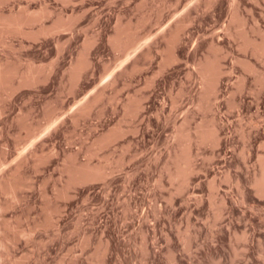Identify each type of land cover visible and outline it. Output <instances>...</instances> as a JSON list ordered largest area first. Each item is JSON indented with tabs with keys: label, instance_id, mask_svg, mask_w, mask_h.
<instances>
[{
	"label": "rangeland",
	"instance_id": "1",
	"mask_svg": "<svg viewBox=\"0 0 264 264\" xmlns=\"http://www.w3.org/2000/svg\"><path fill=\"white\" fill-rule=\"evenodd\" d=\"M0 85V264H264V0H0Z\"/></svg>",
	"mask_w": 264,
	"mask_h": 264
},
{
	"label": "bare ground",
	"instance_id": "2",
	"mask_svg": "<svg viewBox=\"0 0 264 264\" xmlns=\"http://www.w3.org/2000/svg\"><path fill=\"white\" fill-rule=\"evenodd\" d=\"M12 17V16H11ZM14 17V16H13ZM16 17V16H15ZM19 16H17V18H14V19H11V20H9L8 19V17H7V19H8V21H6V22H4V24L5 25H8V26H10V27H13L14 26V28H15V30L16 31H18V32H25L26 33V31H25V23H26V20L25 19H22V18H18ZM4 19H6V18H4ZM12 25V26H11ZM42 25V24H41ZM63 26V25H62ZM9 28V27H8ZM13 29V28H12ZM14 30V29H13ZM261 46V45H260ZM259 46V47H260ZM262 47V46H261ZM260 47V48H261ZM261 52V51H260ZM259 53V52H258ZM261 55V54H260ZM207 62V61H206ZM204 68H206V67H204ZM203 68V69H204ZM205 70V69H204ZM207 70V69H206ZM19 72V71H18ZM205 73V72H204ZM220 73V72H219ZM203 74V73H202ZM206 74V73H205ZM16 75V74H15ZM24 76V75H23ZM211 76H213L212 74H211ZM209 77V76H208ZM207 77V78H208ZM204 78V77H203ZM21 79H23L22 77H21ZM213 81V80H212ZM213 83V82H212ZM8 84V83H7ZM20 85V84H19ZM1 86V85H0ZM4 86H5V83H4ZM78 168V167H77ZM80 168V167H79ZM192 169V168H191ZM264 169V168H263ZM80 170H82L81 168H80ZM86 170V169H85ZM88 171V170H87ZM80 172V171H79ZM94 174V173H93ZM100 174V173H99ZM263 174V176L261 177V179L259 178V179H255L256 180V183L258 184L257 186H261V188H263L262 187V184H264V173H262ZM96 175V174H95ZM91 176H93V175H91ZM73 178V177H72ZM77 178V177H76ZM83 178V180L85 179H87V178H89L90 179V176H84V177H82ZM92 178V177H91ZM82 180V181H83ZM77 182H78V180H77ZM80 182V181H79ZM16 187V186H15ZM18 187V186H17ZM260 188V190H261V192L263 191L262 189ZM11 189V188H10ZM14 189H16V188H14ZM264 189V188H263ZM264 192V191H263ZM1 237V236H0ZM1 239V238H0ZM4 239V238H3ZM2 239V240H3ZM2 244V243H1ZM0 244V245H1Z\"/></svg>",
	"mask_w": 264,
	"mask_h": 264
}]
</instances>
